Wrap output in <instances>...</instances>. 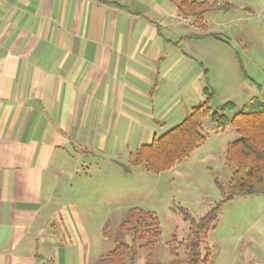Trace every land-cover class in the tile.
<instances>
[{
  "label": "crops",
  "instance_id": "0c3cea01",
  "mask_svg": "<svg viewBox=\"0 0 264 264\" xmlns=\"http://www.w3.org/2000/svg\"><path fill=\"white\" fill-rule=\"evenodd\" d=\"M149 2L0 0V264L89 263L77 204L65 199L77 143L98 124L139 121L146 101L154 109L162 46L178 37L157 39L159 26L189 24Z\"/></svg>",
  "mask_w": 264,
  "mask_h": 264
},
{
  "label": "rangeland",
  "instance_id": "374dc122",
  "mask_svg": "<svg viewBox=\"0 0 264 264\" xmlns=\"http://www.w3.org/2000/svg\"><path fill=\"white\" fill-rule=\"evenodd\" d=\"M146 1L147 8L150 0ZM190 1L229 4L231 8L207 12L200 20L185 18L189 24L178 29L160 25L157 39L176 38L171 37L172 32L178 37L173 45L162 46L169 54L162 72H170L160 78L159 102L152 109L153 104L146 101L145 109L133 115L139 121L98 124L94 137V131L89 136L87 130L83 141L77 143L72 160H76L78 172L74 180L65 179L71 186L66 189L65 199L67 203L74 200L81 215L89 241L88 264H107L102 258L118 241L132 243V234L121 233L120 225L134 207L155 212L161 230L156 247L142 251L136 264L185 261L186 250L180 242L187 237L190 224L178 208L200 218L220 201L215 178L225 185L229 183L232 169L225 163V152L240 135L231 125L220 128L206 119L202 125L204 145L161 173L134 165L131 155L143 144L151 143L152 137L182 122L183 105L191 110L192 104L204 101L205 87L213 92L212 111L229 102L235 104V110L226 112L229 120L255 97L264 103V0ZM158 2L166 3L170 10L176 9L170 0ZM163 18L171 25L178 22L171 15L160 21ZM197 33L207 35L187 38ZM182 34L184 37H180ZM169 99L178 104L171 107ZM107 223L109 237L104 238ZM206 248L211 252L209 264H264V194L237 197L225 203L202 251Z\"/></svg>",
  "mask_w": 264,
  "mask_h": 264
},
{
  "label": "trees",
  "instance_id": "16d2710c",
  "mask_svg": "<svg viewBox=\"0 0 264 264\" xmlns=\"http://www.w3.org/2000/svg\"><path fill=\"white\" fill-rule=\"evenodd\" d=\"M175 4L180 16L203 19L207 12L228 10L231 5L198 2L190 0H170ZM202 35L190 34L187 38H202ZM205 100L188 111L182 122L155 136L151 143L143 144L131 155L132 163L144 166L148 171L161 173L174 167L178 162L190 156L206 142L202 132L203 121L210 119L218 127L231 125L240 138L230 142L225 152V163L232 169L229 183L225 185L218 178L215 183L221 194L220 201L206 215L195 218L185 208H178L185 221L190 224L187 237L180 242L186 250V260L173 264H209L211 252L202 246L213 224L217 220L225 203L242 196L264 194V103L255 97L247 102L231 120L226 116L229 110H235L234 103H226L218 111L211 108L213 92L204 88ZM110 224L107 223L103 237L108 238ZM120 232H129L133 236L131 244L118 241L114 249L102 258L107 264H136L142 251H151L161 236L160 223L155 212L134 207L120 225ZM176 236H173V244ZM178 256V255H177ZM146 264H155L151 261Z\"/></svg>",
  "mask_w": 264,
  "mask_h": 264
}]
</instances>
